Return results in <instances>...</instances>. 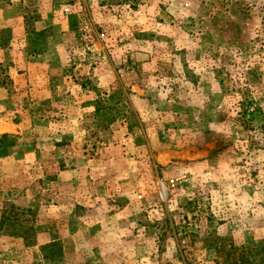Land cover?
<instances>
[{
  "label": "rangeland",
  "instance_id": "374dc122",
  "mask_svg": "<svg viewBox=\"0 0 264 264\" xmlns=\"http://www.w3.org/2000/svg\"><path fill=\"white\" fill-rule=\"evenodd\" d=\"M6 1L24 58L0 63V115L28 116L0 136V264H264V0ZM42 17L68 58L39 97L13 75L55 64ZM84 91L86 117L60 120ZM64 164L82 205L58 196ZM71 198L79 218L52 219Z\"/></svg>",
  "mask_w": 264,
  "mask_h": 264
},
{
  "label": "crops",
  "instance_id": "0c3cea01",
  "mask_svg": "<svg viewBox=\"0 0 264 264\" xmlns=\"http://www.w3.org/2000/svg\"><path fill=\"white\" fill-rule=\"evenodd\" d=\"M7 4V5H5ZM19 7L18 2H11L8 3L7 1L4 3H1L0 6V32L3 29L11 30V35L7 36L6 38L2 37L0 38V63L3 62V60L6 58V55L9 54L14 57H22L24 58L23 53V45L22 39L24 35V17H18L17 15H13V8ZM36 29H42L46 27H53V35L50 40H48V46L49 49L47 50L46 54L43 56L42 60L43 63L46 61L55 62V64L50 65H42L39 64L38 66L34 67V70H31V66L28 67L27 64L22 65L19 67L17 71H14L15 78H18L19 81L24 83L25 88L33 87V90L36 91V93L41 97V95L46 91L47 89V81H52L53 77L55 75L62 77V75L67 74V72H64V68L62 67V64L65 63L66 59L68 58L66 45L63 41V36H65L64 31L67 30V26L64 22H59V20L55 18H48L45 17L39 18L34 23ZM4 38V39H3ZM6 45V46H5ZM61 63V65H60ZM22 70V71H21ZM19 72V73H18ZM20 74V75H19ZM52 87V85H51ZM50 87V88H51ZM65 90V93L68 91H73V88L70 85L65 84L63 87ZM5 90L3 87L0 86V108H3L5 104ZM87 92L84 91L82 93H77L74 98H72V94L66 95V98L64 101L60 102L65 107L70 108L71 111H64L62 113L55 112V115L59 117L60 120L67 119L68 121H71L72 119L75 120V122L83 120L84 117H86V109L85 108H92L90 107L93 104H89L88 97H86ZM62 107V106H61ZM75 107V111L73 112V109ZM78 108V110H77ZM89 111V109H87ZM42 113V112H41ZM39 112L38 118L43 117V115ZM75 114V116H73ZM28 115H24V120L20 122L19 124H15L12 122V120L8 116L0 115V136H13L15 135H23L24 131L26 130L25 122H27ZM29 120V119H28ZM39 123H44V119H38ZM42 126V125H39ZM37 129V127H35ZM40 129V128H39ZM38 132H41V130H38ZM45 139V138H44ZM39 139L41 142L46 143V145L42 146V149L44 152L50 151L53 149L52 143H49L48 140ZM48 145V146H47ZM39 147V151H41ZM9 160V159H8ZM6 161V159H5ZM4 161V162H5ZM7 164V163H6ZM10 164L7 166V171H12V165L10 167ZM64 169L56 172L57 173V179L58 182L56 183L59 189L58 196L63 194L62 198L67 197L66 191L71 192L74 191L75 194V203H82V201L85 199L81 196L80 191L85 187L88 186V181L82 177V172L80 171V168L77 170H72L70 167H66L64 164ZM80 189V190H79ZM61 191L63 193H61ZM70 195V194H69ZM68 195V196H69ZM64 199L63 206L60 208H55L52 216V219L59 218V215L65 214L68 216V214L73 217L74 219H78L79 217L73 212L72 209L68 210L67 205L71 202H74V199ZM73 199V200H72ZM71 200V201H70ZM86 200V199H85ZM65 204V205H64ZM82 205V204H81ZM57 213V214H56Z\"/></svg>",
  "mask_w": 264,
  "mask_h": 264
},
{
  "label": "trees",
  "instance_id": "16d2710c",
  "mask_svg": "<svg viewBox=\"0 0 264 264\" xmlns=\"http://www.w3.org/2000/svg\"><path fill=\"white\" fill-rule=\"evenodd\" d=\"M36 35L41 36L42 35V32L36 33Z\"/></svg>",
  "mask_w": 264,
  "mask_h": 264
},
{
  "label": "bare ground",
  "instance_id": "6f19581e",
  "mask_svg": "<svg viewBox=\"0 0 264 264\" xmlns=\"http://www.w3.org/2000/svg\"><path fill=\"white\" fill-rule=\"evenodd\" d=\"M162 191V190H161ZM161 194H163V193H161Z\"/></svg>",
  "mask_w": 264,
  "mask_h": 264
},
{
  "label": "built area",
  "instance_id": "2783aa9c",
  "mask_svg": "<svg viewBox=\"0 0 264 264\" xmlns=\"http://www.w3.org/2000/svg\"><path fill=\"white\" fill-rule=\"evenodd\" d=\"M101 36H103V35H101Z\"/></svg>",
  "mask_w": 264,
  "mask_h": 264
}]
</instances>
